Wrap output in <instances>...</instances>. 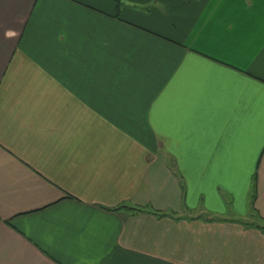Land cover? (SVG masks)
Wrapping results in <instances>:
<instances>
[{
	"label": "crops",
	"instance_id": "1",
	"mask_svg": "<svg viewBox=\"0 0 264 264\" xmlns=\"http://www.w3.org/2000/svg\"><path fill=\"white\" fill-rule=\"evenodd\" d=\"M225 211L264 220V0H0V264H264Z\"/></svg>",
	"mask_w": 264,
	"mask_h": 264
},
{
	"label": "rangeland",
	"instance_id": "2",
	"mask_svg": "<svg viewBox=\"0 0 264 264\" xmlns=\"http://www.w3.org/2000/svg\"><path fill=\"white\" fill-rule=\"evenodd\" d=\"M226 208H228V207L226 206ZM250 214H251V211H247L246 215H244V214H238V213H235V212L233 214H229V213H227V211H225L224 214H222V213H215V214H212V216L213 217H219V216H222L223 215V217H226V216L227 217L228 216L229 217H235V218H238L239 220H243L245 224H251V225L254 224V223H261L259 217H256L255 214L253 216H249ZM209 215L210 214L207 213V212H205L203 214H200L201 217H205V216L208 217Z\"/></svg>",
	"mask_w": 264,
	"mask_h": 264
},
{
	"label": "trees",
	"instance_id": "3",
	"mask_svg": "<svg viewBox=\"0 0 264 264\" xmlns=\"http://www.w3.org/2000/svg\"><path fill=\"white\" fill-rule=\"evenodd\" d=\"M249 225V224H247ZM255 228L259 229L262 233H264V220L261 223L252 224Z\"/></svg>",
	"mask_w": 264,
	"mask_h": 264
}]
</instances>
